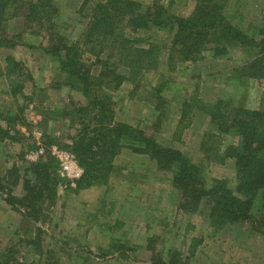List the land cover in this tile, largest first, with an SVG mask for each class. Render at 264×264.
I'll list each match as a JSON object with an SVG mask.
<instances>
[{
	"label": "rangeland",
	"instance_id": "obj_1",
	"mask_svg": "<svg viewBox=\"0 0 264 264\" xmlns=\"http://www.w3.org/2000/svg\"><path fill=\"white\" fill-rule=\"evenodd\" d=\"M81 1L50 0L54 10L47 16L33 12L37 22L32 30L18 23L20 9L18 15H0V34L14 42L0 45V264H264L258 221L215 230L207 219L205 198L191 203L193 191L178 190L172 172L159 170L146 154L133 150L141 145L138 139H119L114 168L105 182L79 183L83 170L74 182L61 175L52 147L78 165L66 147H71L79 125L64 110L71 102L87 106V101L47 50L50 39L55 44L75 40L89 10L103 0H90L79 10ZM133 1L143 11L154 7V0ZM160 3L169 19L187 17L193 8L192 0ZM223 14L257 43L209 41L200 59H184L169 71L174 29H125L128 36L143 39L140 46H154L158 62L137 81L135 92L141 100L126 97L133 86L129 82L109 94L116 122L141 124L139 130L160 146L196 165L205 187L224 179L234 193L235 160L224 153L240 138L228 126L237 110L257 108L264 94V82L252 77L251 65L264 60V43L258 42L264 36V0H227ZM75 49L82 71L98 74L97 58ZM105 55L113 56L108 49ZM7 56L16 69L10 76L5 73ZM192 99L203 106L192 107ZM93 114L89 110L86 118ZM189 117L192 122L181 130ZM38 148L43 155L30 159L29 152ZM260 206L256 199L253 218L262 216L263 222Z\"/></svg>",
	"mask_w": 264,
	"mask_h": 264
},
{
	"label": "trees",
	"instance_id": "obj_2",
	"mask_svg": "<svg viewBox=\"0 0 264 264\" xmlns=\"http://www.w3.org/2000/svg\"><path fill=\"white\" fill-rule=\"evenodd\" d=\"M89 1L82 0L79 10L85 8ZM192 1L193 8L187 17L172 15L169 19L161 0H154V7L144 11L140 3L133 0H103L96 2L89 10L88 20L82 24L75 40L55 44L50 39L47 53L58 58L61 70L69 77L71 85L79 86L87 101V106L71 102L69 108L64 110L79 125L71 147L66 148L74 154L83 170L79 183L91 185L99 180L105 182L109 177V172L114 168L113 156L121 146V137L138 139L141 145L139 148L131 146L133 150L146 154L159 170L172 172L173 184L178 190L184 193L187 190L193 191L191 203H199L205 198L207 219L215 230L228 223L258 221V231L264 235L262 216L253 218L252 212L256 199L261 204L260 214L264 211V94L257 108L237 110L228 126V130L240 138L238 145L228 147L224 153L225 157L235 160L238 182L234 193L226 188L224 179H217L212 186L205 187L199 182L200 170L196 165L178 151L160 146L154 137L139 130L141 124L132 125L114 120L115 102L109 93L118 90L124 82H129L133 86L126 97L136 96L137 100H141L135 92L137 81L143 72L155 67L158 62L157 49L151 45L140 46L143 39L128 36L125 29H129L131 33L155 25L174 29L167 56L169 71L184 59H200L201 51L209 41H214L215 44L225 41L234 46L257 43L254 35H247L235 28L225 18L223 13L227 0ZM50 9L54 10L50 6V0H0V15L19 13L18 23L29 30L37 22L34 13H46L47 16ZM21 17L28 19L25 21ZM260 28L264 33V19ZM8 38L9 36L0 34V45L12 46L14 42ZM258 42L264 43V36ZM75 48L80 49V54L87 52L97 58L98 74H89L88 69L82 71L84 65ZM107 49L113 54L111 58L105 55ZM6 61L9 67H5V73L10 76L16 69L13 65L10 67L13 63L10 56L6 57ZM251 65L254 68L252 77L264 82V60H253ZM197 105L198 108L203 106L200 100L192 99L191 106L196 108ZM89 110H94V114L93 118L90 116L87 119ZM192 117L181 126V130L192 122ZM135 135H138L137 138ZM34 208L36 210L35 205ZM122 223H117V226ZM175 263V260L171 262Z\"/></svg>",
	"mask_w": 264,
	"mask_h": 264
},
{
	"label": "built area",
	"instance_id": "obj_3",
	"mask_svg": "<svg viewBox=\"0 0 264 264\" xmlns=\"http://www.w3.org/2000/svg\"><path fill=\"white\" fill-rule=\"evenodd\" d=\"M51 154H52V156H54V157L57 156L59 158L58 160L60 162L59 165H60V172H61L62 176H65V177L71 179L73 182L80 178V176L82 174V168H79V166L77 164L71 163L72 162L71 158L69 159V157L67 155H64L62 153V151L58 150L56 147H52ZM42 155H43L42 148H38L35 151L29 152L28 157L30 159L33 158L34 160H36V159H38V157H41ZM71 156L73 159V155H71Z\"/></svg>",
	"mask_w": 264,
	"mask_h": 264
}]
</instances>
